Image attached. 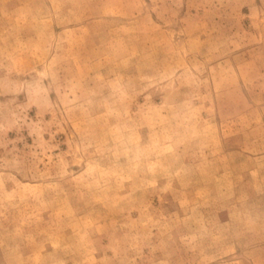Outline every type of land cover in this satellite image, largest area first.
Instances as JSON below:
<instances>
[{
	"label": "rangeland",
	"instance_id": "rangeland-1",
	"mask_svg": "<svg viewBox=\"0 0 264 264\" xmlns=\"http://www.w3.org/2000/svg\"><path fill=\"white\" fill-rule=\"evenodd\" d=\"M0 264H264V0H0Z\"/></svg>",
	"mask_w": 264,
	"mask_h": 264
}]
</instances>
